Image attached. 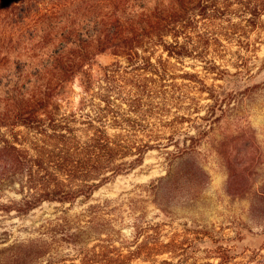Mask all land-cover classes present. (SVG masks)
<instances>
[{
    "label": "trees",
    "instance_id": "obj_1",
    "mask_svg": "<svg viewBox=\"0 0 264 264\" xmlns=\"http://www.w3.org/2000/svg\"><path fill=\"white\" fill-rule=\"evenodd\" d=\"M237 3L239 20L229 21L230 30L264 32V0ZM212 5L211 0H0V185L17 184L22 195L0 207L25 215L44 202L72 205L140 167L142 148H157L152 142L158 141L139 133L141 117L153 110L143 102L165 83L200 81L196 73L174 69L186 58L203 61L201 50L216 45L215 37L199 30L201 25L216 30L220 14ZM100 56L113 60L100 65ZM219 71L220 90H206L209 114L221 111L243 85L239 69ZM74 85L82 91L77 104ZM58 116L70 119V126L55 122ZM75 123L84 125L83 139L75 134ZM171 143L199 146L196 138ZM129 156L134 157L129 164L114 163ZM90 210L88 228L97 229L100 205ZM78 239L70 234V240ZM139 245L131 253L150 252L147 243ZM106 249L99 255L118 264ZM221 249L215 252L218 264L246 252Z\"/></svg>",
    "mask_w": 264,
    "mask_h": 264
},
{
    "label": "rangeland",
    "instance_id": "obj_2",
    "mask_svg": "<svg viewBox=\"0 0 264 264\" xmlns=\"http://www.w3.org/2000/svg\"><path fill=\"white\" fill-rule=\"evenodd\" d=\"M211 1L220 14L217 28L201 25L199 30H207L216 45L199 51L203 61L186 58L174 69L196 73L200 81L165 83L143 102V108L153 110L141 117L139 133L146 140L156 136L157 148H142L140 167L104 184L89 200L44 202L25 215L0 207V264H109L99 255L104 247L118 264L181 259L183 264H218L215 252L226 247L237 255L246 252L225 264H264V32H232L229 21L239 20L233 9L238 0ZM112 60L100 56L98 62ZM214 64L215 72L208 73ZM224 69H239L243 85L221 111L209 114L206 90H220L223 81L216 71ZM73 90L77 104L82 91L76 85ZM64 120L70 126V119L61 116L55 122ZM73 127L83 139L84 125ZM195 138V149L171 143L190 144ZM133 158L114 163L129 164ZM17 189V184L0 185V205L19 202ZM96 205L99 227L90 229V209ZM76 233L80 239L70 240ZM146 243L149 253H131Z\"/></svg>",
    "mask_w": 264,
    "mask_h": 264
}]
</instances>
